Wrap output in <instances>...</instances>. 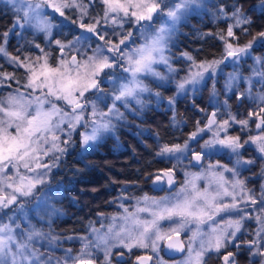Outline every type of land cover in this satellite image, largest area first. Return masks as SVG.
I'll list each match as a JSON object with an SVG mask.
<instances>
[{"label": "snow or ice", "instance_id": "snow-or-ice-1", "mask_svg": "<svg viewBox=\"0 0 264 264\" xmlns=\"http://www.w3.org/2000/svg\"><path fill=\"white\" fill-rule=\"evenodd\" d=\"M6 3L19 14L13 29L32 28L54 43L55 51L34 40L31 44L38 55H13L7 46L10 34L15 33L0 32V58L23 70L18 76L0 64V90L10 89L0 91V264H53L35 242L47 241L52 246L59 237L31 224L26 206L33 200L41 203L38 197L71 149L79 146L84 153L92 151L105 134L115 131L114 121L125 118L117 102L125 109L142 110L146 95L159 98L161 93L148 78L159 86L174 85L176 95L168 99L170 106L176 103V96L195 93L209 82L215 97V77L229 62L234 71L227 74L225 90L233 92L236 87L233 96L245 107L244 113L232 111L224 100L216 110L206 112L203 123L194 122V130L183 143L158 139L155 155L175 163L158 169L151 183L156 191L165 187L172 191L159 197L121 194L120 200L135 201L134 210L121 203L120 214L98 213L100 228L90 222L88 233L76 237L81 242L79 250L66 249L55 264H113L115 249L127 253L141 250L135 254V264H207L210 254H216L221 264H238L232 249L241 245L248 248L254 264H264V183L257 191L242 178V170L257 165L264 178V56L253 55L257 47H264V29L252 32L251 16L238 5L228 10L222 4L211 5L216 9L211 13L213 20L228 23L215 32H201L199 37H212L221 50L216 58L204 60L192 52H181L179 58L187 62V72L177 78L179 69L171 55L175 37L190 16L209 9L207 0ZM258 10L264 15V0ZM58 18L61 24L69 21L76 25L81 35L70 43L56 39L54 30L61 26L55 23ZM242 34L248 38L242 40ZM93 38L103 43L89 54L83 45ZM248 58L253 63L244 76L235 68ZM117 70L127 75L113 79ZM9 81L20 87L13 89ZM105 81L113 84L110 94L102 87ZM242 81L245 87L240 90ZM256 83L259 92L254 91ZM109 95L110 104L106 103ZM249 150L254 155L248 156ZM220 153L229 156V163H223L222 156L215 158ZM185 158L200 170H185V179L177 185L176 164ZM249 221L255 229L245 239ZM185 233L187 242L182 238ZM162 251L172 256L171 262L164 259ZM175 254H181L180 258ZM117 255L124 257L125 252Z\"/></svg>", "mask_w": 264, "mask_h": 264}, {"label": "trees", "instance_id": "trees-1", "mask_svg": "<svg viewBox=\"0 0 264 264\" xmlns=\"http://www.w3.org/2000/svg\"><path fill=\"white\" fill-rule=\"evenodd\" d=\"M208 4L207 14L201 11V17H199L201 14L196 18L191 16L192 19L186 22L184 32L179 34L181 41H177L175 50L189 52L193 50V55L200 60L218 56L221 50L219 42L212 37L203 39L199 37L201 32H215L225 27L226 21L213 22L211 20L208 12L212 9L215 10L211 5L222 4L225 10L238 5L251 16L253 20L252 32L264 29V15H261L258 10L260 4L258 0H218L217 2L211 0ZM99 10L96 8L95 12H99ZM14 14L8 5L0 4V32L11 24ZM192 36L194 37L192 38ZM242 37L248 38L245 35ZM11 48L12 46L9 45L10 51ZM263 48L259 47L258 51H264ZM19 74L20 71L17 72V75ZM153 87L156 90H162L161 86ZM205 96L203 87L199 99H195L193 103L181 97L177 98L176 103L172 106L165 104L166 106L160 107L159 103L157 109L149 108V106L142 110H136L132 116L126 114V122L122 120L116 125L115 137L109 136L99 142L93 152L83 156L77 154V147L73 148L72 153L61 162V167L53 171V178L47 187L50 192L53 190L52 187L61 192L57 194H61L59 199L62 210L59 209L62 214L58 216L59 219L55 220L54 224L63 227L70 234L84 233L90 222L98 226L97 213H106L112 210L111 202L120 193L121 187L132 184L135 190V186L139 184V181L143 182V177L149 171L166 166L164 160L155 155L158 139L167 143L183 142L187 138V134L194 130V122L199 120L200 109L205 107ZM149 100L154 106V102ZM232 108L234 110L233 105ZM173 117H175V122ZM126 127L136 135L129 130L122 132V128ZM117 140H119V144ZM143 186L146 185L143 184ZM143 186L140 187L141 190ZM86 188H90V190ZM81 189H84L82 194L79 192ZM145 190L148 188L146 187ZM241 252L249 254L248 248ZM242 254L240 257L237 256V259L242 260ZM164 258L167 260L166 257ZM243 262L245 261L243 260Z\"/></svg>", "mask_w": 264, "mask_h": 264}, {"label": "rangeland", "instance_id": "rangeland-1", "mask_svg": "<svg viewBox=\"0 0 264 264\" xmlns=\"http://www.w3.org/2000/svg\"><path fill=\"white\" fill-rule=\"evenodd\" d=\"M210 1L211 0H207V3L210 2ZM217 1L218 0H214V2H217ZM258 1L261 2V0H258ZM0 2H2L3 5H8L13 10V12L15 13V17H14L13 22L10 24L9 27H7L5 29V30H12L15 33L14 35L10 34V36H9V43H8L7 47L9 49V45L12 46L11 51L8 50L9 52H11L13 55H21V56H23L25 53H27L29 55H32V56L38 55L39 51L37 49L33 48L32 44H31V42L34 41V40L37 43H41V45L43 47H45L47 50L55 51L54 43H51V42H49L47 40L42 39V34H37L32 28L26 27L23 30L13 29V24L15 22V19H16L17 15H19V14L15 12V10H14V8H13V6L11 4H7L6 3V0H0ZM212 10L209 11L208 14L211 17V20L213 22H216V21L213 20V17L211 15ZM203 11H207V10H203ZM215 11H216V9L213 10V12H215ZM199 14H201L199 16V17H201L202 16L201 11L199 13L193 14L192 16L197 17V15H199ZM73 19H75V16H73ZM190 19H192L191 16L185 22H183L182 25L180 26V29H179L176 37H175L174 44H173L172 51H171V55L173 56V64L179 69V72L177 73V78H183V76L187 72V62L184 61L182 58H179V54L181 52H183V50H178V49L175 50V48L177 46V41H181V40H179V38H180L179 34L184 32L186 22L188 20H190ZM55 23L61 24V19L58 18L55 21ZM226 23H228V22L226 21ZM132 30L135 31L134 28ZM107 31L109 33H111L112 30H111V28H109ZM79 35H81V30L78 29L76 27V25L71 24L69 21H63L61 26L54 30V37L56 39H61L62 41H65V42H68V43L72 42L74 40V38L76 36H79ZM138 35H139L138 33H135V37H138ZM193 37L194 36H192V38ZM109 38L112 39L113 37H111V35H109ZM136 42L137 43H141L142 41L137 39ZM102 43H103V41H97L95 38H93L92 40H89L88 42H86L83 45V50H87L88 53L91 54L92 49L97 44H102ZM50 44H51V46H49ZM258 50H259V47H257L255 49V53H253V55H255V56H264V51H258ZM68 51H71L72 55H77V52H75L74 50L70 49ZM192 52H193V50H192ZM66 54H67V52H66ZM242 63H243V61H241L238 66H236L235 70H238V68L240 69V67H242ZM252 63H253L252 59L244 60V64L246 66H248V69L252 65ZM0 64H4V69L3 70H5V71H15L16 73L18 71H20V74L23 71L22 69H14L10 64L5 63L3 58H0ZM228 64H229V69L231 70L228 73H232L234 71V66L232 65L231 62H229ZM7 67H9V69H6ZM157 67H158V69L161 68L160 71L166 72V69L164 68L163 65H158ZM228 73H226V75ZM126 75L127 74L123 73L122 70H117L114 73L113 79L122 80V78L124 76H126ZM148 79H149V82L152 84V86H159L158 82L152 81L151 78H148ZM8 83H12L13 89L16 88V87H20V85L15 84L14 81H9ZM209 84H210L211 90L209 88L208 89L212 93L211 82L207 83L204 86L208 87ZM204 86L199 87V90L197 92H195V93H191L190 92L187 95L176 96V101H177V98H181V97L185 98L186 100L191 99V98H193V99H197L198 98L199 99L200 94L202 93V88ZM102 87L104 88L106 93L110 94V93H112L114 91L113 84L111 82H109V81H105L103 83ZM161 87H162V90H158L161 93V96L159 98L156 97V96L145 97L146 107L150 106L149 108L157 109V105L159 103H160L159 104L160 107H163V105L164 106L169 105L168 104V99L170 97H173V96L176 95L175 87H174V85H170V84L169 85H164V86H161ZM215 88H216L217 95L215 97H212V95L210 93L209 97L207 99L205 98V107L203 108L205 110V112H201L200 111L199 120L202 123H203V121L205 119V113L207 111L211 110V109L216 110L217 104L218 103L222 104V102L224 100H227V96L230 93V92L225 90V84H223L220 81L216 82V80H215ZM0 91H10V89H3V90H0ZM22 91H23V89H22ZM149 99H151V102H154V104H155L154 106L151 105ZM185 99H183V100L185 102H187ZM148 100H149V102H148ZM106 103H108V104L111 103V96L110 95L107 98ZM117 105L120 107L121 112H123L124 115H125V119H123V122H126V114L132 116V115H134L136 113L137 109L135 107H133L132 109H125L120 104V102H117ZM100 107H103V105H100ZM220 110L223 111V108H221ZM232 111H234V110H232ZM243 113L238 111V114H240V115H242ZM119 122H122V120L114 121L115 125H117ZM118 126H120V125H118ZM127 130L130 131L131 129L126 127V128H122L121 131L125 132ZM115 131H116V129H115ZM115 131L113 133L105 134L103 139L100 140L99 142L103 141L104 139H107L109 136L115 137ZM131 133H133V132H131ZM133 134H135V133H133ZM205 138H208L207 135H205ZM116 139H117V137H116ZM117 142L119 144V140H117ZM181 143H183V142H181ZM97 145L94 147L92 152L96 149ZM193 145H195V144H193ZM156 148H157V144H156ZM72 150L73 149H71V151L69 153H72ZM77 150H78L77 154H80V155H83V156H85V154L87 155V153L91 152V151H89L87 153H84V152L81 151V148L79 146H77ZM247 155L248 156H252V155H254V153H252L251 150H249ZM68 156H69V154L66 157H68ZM221 156L223 157V159H222L223 163H229V160H230L229 156L224 155L223 153H220L215 158L216 159H220ZM164 163H168V164H170L172 166V164H174L175 161L174 160L173 161L164 160ZM176 170H180L182 172V181H183L185 179V177H184V171L185 170L199 171L200 169H199L198 166L192 167L191 165H189L188 160L185 158V159L182 160V162L180 164H176ZM156 172H157V170L149 171V173L146 175L147 178L143 177V182L139 181L138 182L139 184H137V186H140L143 183L145 185H147V183L149 182V180L152 177V175L155 174ZM250 173H251V170H247V169L242 170V178H246L247 179V176H249ZM258 181H259V184L264 183V178L259 179ZM249 186L252 187V184L249 183ZM257 188H258V185H257ZM52 189L53 190H52V192H50V195L46 191H44L38 197V199L41 201V203L37 204V201L33 200L31 205H27L26 206V211L28 213V218H29V221L31 222V224L35 225L37 228L41 229L42 231H44L46 233L47 232H51L53 235L59 237V239L52 246H49L48 242L45 241V245H44L45 249H46L45 251H42V250L39 249L40 252H42L44 254V256H46V257L50 256L52 258L53 264H55V260L56 259H62L64 257L66 249L71 248L73 250V252L78 251L81 242H80L79 239H76V237H78V236H74L73 239H67V237H66L67 241H64L63 238H64L65 234H62L60 232H56L55 227H54L52 222L57 216L62 214L61 213L62 209L60 208V205H61L60 201L61 200L60 199L56 200L57 198L60 197L59 195H56V194L57 193H61V192H58V190H56L55 187H52ZM86 189L90 190V188H86ZM121 189L122 190L120 191V193L111 202L112 210L108 211L106 213H103L105 216L116 215V214L122 213V209L119 208V204H121V203H123L125 206L129 207L130 210H134V209H132L131 206L135 203V201L132 200V199L120 200L119 197L121 196V194L126 195V196H128L130 198L131 197H140L143 194H148L150 196H156V197L163 196V195H157L156 193H152V192L150 193V192H146V191H145V193H143V194H141L139 196H135L136 195L135 193H137V192L134 191V190H132V192H128L127 191L128 186L127 187H121ZM171 191L172 190L166 191V194H164V195L169 194ZM79 192L82 194L84 192V189L79 190ZM98 213H100V212H98ZM36 220L38 221L39 225H37L35 223ZM96 222H97V224H99L96 227L100 228V226H101L100 225V217L98 215L96 216ZM105 223H108V221H105ZM247 223L248 222H246V224ZM251 224H252V230L254 231L255 225L252 222H251ZM246 228H248L247 225H246ZM87 233H88V227H87L86 231L84 233H82V234L86 235ZM58 234H62L64 236H59ZM183 238H184L185 242H187V233H185L183 235ZM62 243L65 244V246H60V244H62ZM35 244H36V247L38 248V244L36 242H35ZM57 248L59 249V251H56ZM240 250L244 251V249H242V248ZM118 251L119 252L120 251H124L125 252L124 257L125 258H130V257H134L135 254L139 253L141 250H134L133 253H127V250L115 249L114 250L115 254ZM115 254L113 256H115ZM241 254H242V252H241ZM100 255L102 256V254H100ZM210 255L212 256V258L207 260V264H212V263L214 264L215 261H216L217 256H216V254H210ZM114 258L115 257H113V264H120L121 262H122V264H126L125 262H123L125 260L124 258H121V261L118 260V259H114ZM179 258H176V259H179ZM242 259L246 262L247 260L254 259V258L249 256L248 252H244L242 254ZM255 259L258 260L259 258L257 257Z\"/></svg>", "mask_w": 264, "mask_h": 264}, {"label": "flooded vegetation", "instance_id": "flooded-vegetation-1", "mask_svg": "<svg viewBox=\"0 0 264 264\" xmlns=\"http://www.w3.org/2000/svg\"><path fill=\"white\" fill-rule=\"evenodd\" d=\"M253 8H254V5L252 6ZM226 25V24H225ZM243 35V34H242ZM241 39L242 40H245L242 36H241ZM248 59H251V58H248ZM243 61V63H242V67H240V69L238 68V70H236V71H239L242 75H244V76H247L248 75V71H247V68H248V66H246L245 64H244V60H242ZM231 70L229 69V64L227 63L226 65H223L222 66V71H220L219 73H218V75L215 77V80H216V82L217 81H220V82H222L223 84H225V82H226V80H227V75H226V73H228V72H230ZM245 87V84H244V82L242 81L241 83H240V85H239V89L240 90H243V88ZM204 88H205V98L207 99L208 97H209V95H210V90H211V88H210V84H209V86L207 87V86H204ZM210 90H209V89ZM236 91V87L234 86L233 87V92H235ZM254 91L255 92H259V91H261V88H260V85H259V83H256L255 84V87H254ZM233 92H230L229 94H228V96H227V100H228V102H229V104L232 106H234V112H237L238 113V111H240V112H244L245 111V107H240V104H239V102L234 98V96H233ZM211 110H213V109H211ZM211 110H209V111H207V112H210ZM232 110H233V108H232ZM206 114V113H205ZM190 134V132L187 134V136ZM193 146H195V145H193ZM158 170V169H157ZM176 181H177V185L178 184H180L181 182H182V172L180 171V170H176ZM165 190L166 189H164L162 192H160V193H156L157 195H164V194H166V192H165ZM232 250H234L235 251V248H233ZM237 251H236V258H237ZM242 258V257H241ZM131 259H132V257H130V258H125V260L123 261V262H125L126 264H131ZM237 261H238V264H243V263H245V264H250V263H252V262H250V261H246V262H243V259L241 260V259H237ZM213 264V263H212ZM214 264H221V261L218 259V258H216V261H215V263Z\"/></svg>", "mask_w": 264, "mask_h": 264}, {"label": "water", "instance_id": "water-1", "mask_svg": "<svg viewBox=\"0 0 264 264\" xmlns=\"http://www.w3.org/2000/svg\"><path fill=\"white\" fill-rule=\"evenodd\" d=\"M150 186L154 189V187H153V185H152V183L150 184ZM164 252V251H163ZM164 254H166V255H168V256H171L169 253H167V252H164ZM176 255H180V254H175V256ZM172 257V256H171ZM134 264H135V259H134Z\"/></svg>", "mask_w": 264, "mask_h": 264}]
</instances>
